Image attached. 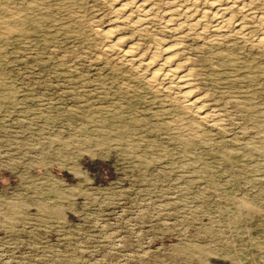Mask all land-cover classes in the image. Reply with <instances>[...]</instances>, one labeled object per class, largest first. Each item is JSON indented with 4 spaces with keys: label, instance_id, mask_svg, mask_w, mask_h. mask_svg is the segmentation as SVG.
I'll return each mask as SVG.
<instances>
[{
    "label": "rangeland",
    "instance_id": "374dc122",
    "mask_svg": "<svg viewBox=\"0 0 264 264\" xmlns=\"http://www.w3.org/2000/svg\"><path fill=\"white\" fill-rule=\"evenodd\" d=\"M151 1L141 30L107 0H0V264H264V0L231 12L245 35ZM117 39L179 47L215 120Z\"/></svg>",
    "mask_w": 264,
    "mask_h": 264
},
{
    "label": "bare ground",
    "instance_id": "6f19581e",
    "mask_svg": "<svg viewBox=\"0 0 264 264\" xmlns=\"http://www.w3.org/2000/svg\"><path fill=\"white\" fill-rule=\"evenodd\" d=\"M107 1L111 2L114 5L115 11L119 14L121 18H123L124 21H126L130 25L140 28L141 30L142 29L145 30L146 23L144 20L145 18L143 19V17H141L140 14L147 17V16H152L154 14L156 15V12H157L156 6L154 5L156 1L155 2L151 0H107ZM169 1H172V0H169ZM203 1L205 3V4L203 3L205 5L204 7L205 9L200 13L198 12V14H193V15L190 14L192 17L191 21L194 22L192 23L193 26H201L204 28L200 34L204 35L208 31H213L214 33H218L220 32L221 29H224V28L232 29L235 32L241 33V35L247 34L245 25L242 22L245 19L243 18L244 20L240 21L237 18L235 19L231 15V12L236 9L240 10L241 12L244 11V8L241 6L240 0H203ZM131 7H134L137 10V12H139V15L133 14V12L131 13L130 11ZM178 11L180 13H184L183 9L181 8ZM185 15H187V13ZM251 15L253 16V14ZM181 16H178V17H181ZM163 17L166 20L167 27H171L173 29L171 25L173 23L172 22L173 14H170V13L165 14L163 15ZM146 20H148V18ZM108 29L102 32L110 37H113L114 34L112 33L111 30H108ZM208 38L211 39V37H208ZM212 39L214 40V38ZM121 40L117 39L115 41L116 45L115 44L114 45L115 47L117 46L120 48L121 55L120 54L119 55L125 62L126 61L130 62L131 64L138 66V67L145 66L146 69L150 72L149 74L150 81L155 82V83L165 82L166 87L173 90V92L175 91L176 93H179L181 98L184 99V102L187 103V105L190 108L192 107L196 110V113L199 115L200 118L205 119V120L207 119L215 120V118H213V115L208 111L209 109L206 110L205 107L202 106V103L200 102L198 95L195 96L194 94L195 91H193V88L191 87L190 82H189L192 72L186 71L185 64L181 62L179 47L169 45V46H165V48L161 50L154 49L151 52L152 53L151 59L149 61H147L148 59L144 60L147 62L143 64L142 62L144 61L138 58L136 59L135 57L132 56L133 54L132 52L135 50L133 49V47L135 46L133 45L128 48L126 47L125 49L122 43L123 40L122 41ZM259 44L264 46V34H263V37H261V39L259 40Z\"/></svg>",
    "mask_w": 264,
    "mask_h": 264
}]
</instances>
